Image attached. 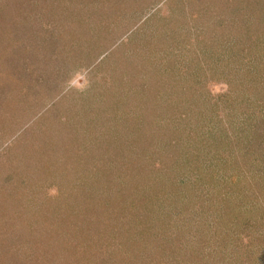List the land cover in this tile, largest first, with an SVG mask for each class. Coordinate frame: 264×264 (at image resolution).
<instances>
[{"label": "rangeland", "instance_id": "rangeland-1", "mask_svg": "<svg viewBox=\"0 0 264 264\" xmlns=\"http://www.w3.org/2000/svg\"><path fill=\"white\" fill-rule=\"evenodd\" d=\"M0 1L1 5L7 1L9 7L0 11V264L165 262L154 255V247L165 250L167 263L172 261L173 252L177 255L182 247L179 240L165 246L153 240L154 246L144 232L137 231L135 243L121 226L122 220L130 222V216L119 211L95 216L84 206L93 210L103 203L108 195L102 192L104 186L117 183L123 171L129 177L133 162H139L142 149L132 151L133 135L127 132L134 112L155 110L158 116L171 112L155 97L158 85L154 84L162 80L156 69L160 64L180 68L187 94L192 88L202 100L209 97L214 110L220 109L218 120L224 123L210 137L243 132L245 124L244 152L255 150L260 155L264 1L141 0L134 5L133 0H113L100 6L101 0L92 11L74 10L84 0H69L67 7L49 11L29 7L27 0L17 5ZM132 6L138 11L128 21ZM236 21L244 25L240 32L232 26ZM41 27H48L47 33L53 29L54 40L47 36L46 41H35L45 35ZM190 73L197 77L190 80ZM24 87L31 90L26 94ZM143 89L145 97L139 94ZM111 140L123 144L114 147L118 152L131 149L122 156L127 170L118 168V157L104 161L105 165L96 157L100 158L98 153L110 157ZM191 145L183 149V170L179 171L186 169L183 173L191 185L199 182V196L185 197L180 213L183 228L190 221L194 224L192 218L201 223L192 227L191 234L181 233L182 238L188 237L182 243L190 238L198 241L191 247L203 254L200 264H264V253L257 248L238 254L224 241L229 233H249L247 221L255 235L264 232V158L254 162L256 166L244 160L245 168L228 165L226 171L211 174L215 180V174L219 175L218 191H229L232 206L225 207L220 197H208L211 166L200 156L199 146ZM176 150L171 145L167 148L175 156ZM140 169L148 174L159 170L152 163ZM244 169L258 170V176L252 182L230 179L233 173L243 175ZM93 185L97 193L91 195L93 189L88 186ZM151 225L156 234L164 235L165 230L170 235L164 220ZM83 235L88 237L86 242L80 238Z\"/></svg>", "mask_w": 264, "mask_h": 264}, {"label": "trees", "instance_id": "trees-1", "mask_svg": "<svg viewBox=\"0 0 264 264\" xmlns=\"http://www.w3.org/2000/svg\"><path fill=\"white\" fill-rule=\"evenodd\" d=\"M12 1H13L12 2L13 5H17L16 4L17 1L19 2V0H12ZM111 1L113 0H104V2L102 3L101 0H84L83 2H80V4L76 6L74 10H76L77 8V9H82V10L87 9L92 11L95 10L98 4L102 3L100 4V6H104ZM140 1L141 0H133V3L134 5L136 4L140 5ZM225 1L226 3L236 2V0H225ZM260 1L261 0H255L257 4L260 3ZM6 2L3 5L0 4L1 12H6V10H8L9 7H6L7 6L5 5ZM68 2L69 0H27L26 4H29V7H33V6L36 7L38 10L49 11V10L58 9L59 7L65 8L67 7ZM246 2L248 4L251 2V0H246ZM20 3L23 4V0H21ZM61 5H65V7H61ZM137 11L138 10H136L134 6L130 7V10L127 12L129 15L126 14L127 16H129L128 21L132 20V16ZM5 15L8 18H10L9 20L10 22H12L11 16L8 14ZM232 26L234 29H239V32L242 31L244 27V25L242 26L237 21L232 23ZM13 28L16 29L15 24H13ZM47 28L48 27L40 28L41 31L45 33L43 37L40 38L36 37L33 39L35 41H39V40L46 41L47 36H51L50 37L51 40L52 39L54 40L52 36H54L56 32H54V30L52 29L51 32L47 33L46 31ZM236 33L237 32H235L234 35ZM258 38L259 36L257 35V39ZM260 39H264V33H262ZM240 42L243 43L244 39L240 40ZM262 43L264 45V40ZM27 48L28 45L25 48L26 53H27ZM31 49H33V47ZM128 52L126 51V53ZM156 64L157 63L153 64V66H155ZM176 67L171 68L170 65H168L167 63L160 64L157 66V68L154 67V69L156 68L158 71L157 76L162 78V80H160V78L158 77L159 84H154L159 86V87L157 86L155 90L156 100L162 102L164 107H167L168 109L170 107L169 111L171 112L168 111L169 113H167L166 115L159 114L160 116H158L155 110L153 111L151 110V112L145 110L140 112L135 111L133 116L134 122H131L129 124L131 128L127 132L133 135V138L129 141V144L130 142L131 144L133 142V145L135 144L132 151H135L134 149L138 148V146L141 147L140 149H142V153L138 159L139 162L137 161L133 162L134 167L132 166L130 168L129 177L123 171L117 183L109 184L108 187L104 186L103 188L104 191L102 192L108 195L106 198H104L103 203H98L99 207L98 206L92 207L93 210H91V208H89V206L86 205L84 206V210L90 213H94L95 216L98 214H106L108 216L116 215L118 211L121 214H127L125 217L130 216L131 220L130 222L122 220L121 226L122 228H124L123 226L127 228L126 230L130 232V239L135 243H137L136 237L138 236H136L135 233L137 231L138 232L140 231V233L144 232L146 239L148 240L150 239L154 243V246H155V242L153 240H156L159 243L163 242L164 246L165 243H167V245H170L172 243L171 242L172 240L174 241H176V239L179 240L180 244L178 245H180V247L182 245V247L176 251L177 255H175L174 254L175 252H173V257L171 256L173 260L172 261L169 260L168 263H167V254L165 253V250H158L154 247L156 251L154 255L157 258L162 256L165 259V262L160 261V264H200L201 260L203 259L202 256L203 254L201 253L196 254L195 247H191L192 245L196 244V242L198 241L190 238L182 243V241L188 237L184 236V238H182L181 233L184 230H186L187 233L191 234L192 227L194 226L193 227L194 230L195 225H197L196 223H201L197 219L192 218L194 224H190L192 222L190 221V223H188L187 225L186 223L184 224V228L182 227V222H184L185 220L183 219L181 220V215L183 212L180 213V208L183 206L182 204L185 203L184 199L190 200V197L188 196H195V197L199 196L197 192V189L199 188L198 185L199 182H197L196 185L194 184L191 185L189 181L190 179L188 178V174L183 173L186 169L183 172L181 170L179 171V169L183 170V168H181V164L185 156V154H183V149L192 148L191 145L192 142H194V146L196 145L199 146L200 156L202 157L203 160L207 159L208 163L206 165L210 164L211 166V167L209 166L211 171L207 173V184L209 188L208 189L209 193L207 195L209 198H213V200H215L216 196L220 197L222 205L228 207V206H232L229 200L231 197H228L229 191L228 192H226V190L218 191V184L215 181L217 179L220 180L219 175L215 174V176H217V179L215 180L216 177L212 176L211 174H214V171H223V170L226 171L225 167L228 165L230 167L235 166L239 168V166H241L242 168H245L247 164H245L246 161L244 160H248L251 164L252 163L254 164V162L261 161L262 158H264V142L260 143V148L258 153L259 152L261 153L259 156L257 155V152L255 150L251 152L249 149H247V151L244 152V148L242 147L243 146L242 136L244 134V131H246V128H248L245 127V124H244L245 130L243 132L240 130L238 132H235L237 134H229V136L226 134H221L218 136L217 139H214V137H210V135L213 134V131H215L217 127L221 126L224 123L222 120H218V118L221 117L220 109H217L215 107L216 109L214 110V106L212 105V100L209 97H206L202 100V96L198 97L196 94H193L192 88L188 89L189 94H187L186 92L187 90H184L182 85L183 73L181 72L180 68L176 70ZM222 74H225V71ZM29 75L32 76V74L28 72L27 76ZM188 76L190 80L192 78L194 80L195 77H197L195 73L194 74L190 73ZM154 81L155 79H153L152 82ZM33 85L35 84L33 83ZM29 90L31 89L25 88L26 94L28 93ZM146 91L147 90L144 89L141 90L139 92L140 96L145 97ZM216 105L217 104H215V106ZM153 115H156L157 117H152ZM259 117H264V111L260 113ZM197 127L201 128V130H199ZM249 129H254V127L252 126ZM262 130L264 131V128ZM201 131L202 133L200 134ZM157 133H161V135H157ZM261 136L262 139L264 140V134ZM174 140H177V142L173 143ZM116 145L120 146L121 141L111 140L110 148H109V151H111L110 157H106L103 153H98L100 155V158L98 156L96 157L99 160H101L104 163V165L107 164L105 163L106 161L109 162L112 161L113 159L115 160L118 157V161H119L118 168H120L121 171L123 169L127 170L128 168H125L126 165H124L123 162L124 159L122 158V156H124V158L128 156L129 151H131V149H128L126 151L120 150L118 152L117 148H114ZM170 145L171 148H173L174 146L176 149H178V151L176 150L177 153L176 156L173 155L172 153L170 154V152L168 153L167 148ZM150 148L153 150V152L149 151ZM199 148L197 147V149ZM100 149H101V145H100ZM92 152L95 153L94 149H92ZM93 153H90V158H89L90 163L94 161ZM85 155L87 156V153ZM170 156L171 159L168 163L166 159ZM150 163H152L159 170L152 174H148L144 170L140 169V166L145 168ZM108 165L110 166L111 164L109 163ZM104 169H106V167H104ZM248 170L249 169H244L243 175L233 173L230 176V179L232 181L233 180L236 181L237 183H242V181L252 182V180H255L256 177L258 176V170L256 173H253L251 170L250 171ZM91 186L88 187L93 189V192L90 193L91 195L92 194L94 195L95 193H97L94 192V187L96 186L94 185L93 187ZM187 189H189V191ZM221 193L222 196H219V194ZM244 196L245 195H243V198L245 199ZM185 197H187V199ZM246 198L248 199L250 198V196H247ZM77 205L78 204H76V206ZM76 206L74 207L76 209H79ZM101 207H104L101 210L103 211L105 209L103 211L104 213L99 210ZM201 209H203L202 206ZM129 210L130 212H128ZM254 210L255 209H253V211ZM163 220L165 223V229L168 230L170 235H167L165 230L163 232L164 235H158L156 234V230L155 231L150 230L153 221L159 222ZM262 220H264V218ZM247 222L248 224L246 230H248L249 233L247 234L229 233L230 235L229 234L225 235L224 238L225 245L229 244V247L231 246L232 250L233 249L237 250L238 254L244 255L245 249H248L247 252H251L255 248L259 250L258 253L260 252L264 253V232L258 231L257 232L258 236L257 234L255 235L253 233L254 230L252 228V225L250 224L251 222L249 221ZM203 226L204 224L201 225V227ZM174 237L176 238L174 239ZM66 238L68 240H71L72 237L66 235ZM80 238L83 239L82 241L84 242L88 240V237L84 235L81 236ZM206 240L204 239L205 242ZM201 242L204 243L203 241ZM190 253H191V257H189Z\"/></svg>", "mask_w": 264, "mask_h": 264}]
</instances>
